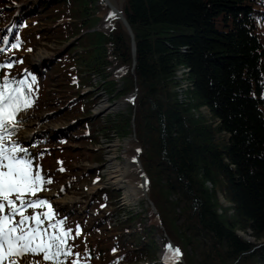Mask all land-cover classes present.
<instances>
[{
  "label": "trees",
  "instance_id": "obj_1",
  "mask_svg": "<svg viewBox=\"0 0 264 264\" xmlns=\"http://www.w3.org/2000/svg\"><path fill=\"white\" fill-rule=\"evenodd\" d=\"M19 1L0 0V28L8 24L5 36L11 40L18 36L20 41L19 49L0 54V62L14 64L0 70V81L7 74L14 81L31 83L35 76L34 104L27 113L44 100L52 67L67 77L66 86L58 90L59 111L71 116V125L55 137L46 130L38 132L36 150L28 149L44 174L54 179L53 170L66 175L70 171L63 150L57 153L66 136L86 138L89 143L98 134L108 137L114 132L122 137L134 131L147 175L148 199L164 226L162 246L167 245V237L180 249L183 264H264V241L255 244L242 237L264 236V0H122L120 12L134 36L135 60L128 33L118 19L111 18L109 33L84 34L38 70L22 51L34 49L43 32L25 31L28 10L12 17L14 8L10 12L7 5ZM44 2L32 9L38 17L37 12L43 13L49 4ZM64 6L52 7L57 8L58 20L53 19L50 30L70 33L73 16ZM102 7L111 17L104 2ZM94 14L82 12V31L90 28L87 15ZM103 64L104 74L100 73ZM179 68L185 75L180 78L175 75ZM93 75L100 80L97 87L108 90L110 98L136 90L133 101L104 124L100 119L72 117L96 103V98L85 100L87 92L79 91L92 85ZM110 76L121 81L116 85ZM77 128H82L80 137ZM53 142L58 146H51ZM48 149H52L48 157L53 158L52 169L49 159L43 161ZM91 158L102 162L99 151L92 152ZM100 180L95 171L90 183ZM217 192H222L228 206L216 201ZM171 194L175 199H170ZM117 195L110 188L98 189L82 207L78 203L55 210L57 219L66 218V228L79 225L82 230L70 242L76 246L74 251H87L89 264H161L159 240L152 236L157 226L144 225L150 218L148 203L142 198L134 212L119 205Z\"/></svg>",
  "mask_w": 264,
  "mask_h": 264
},
{
  "label": "rangeland",
  "instance_id": "obj_2",
  "mask_svg": "<svg viewBox=\"0 0 264 264\" xmlns=\"http://www.w3.org/2000/svg\"><path fill=\"white\" fill-rule=\"evenodd\" d=\"M39 1L41 0H20L17 4L9 3L7 5L8 11L11 12V10H13L15 12V14L12 15L13 18L17 17L19 13L21 14L23 11L28 10V11H25V13L23 12L24 15L28 17L26 21V26L24 27L25 31H27L28 33H39V34L43 32V34H40L41 35L40 41H37L34 44V49H31V51L30 50L22 51L23 56L29 59L30 64L36 70L40 69L44 61L50 59L51 56H55L56 53H58L59 51H60L59 54L64 53L67 49L70 48L73 42H75L77 39L79 40V38L83 36L84 34L97 33L96 35L100 36V34L109 33L108 32L109 23L110 22L112 23V19L109 18L110 14L106 13V11L108 10L102 7L103 0L102 2H100L99 0H84L81 3L78 2L80 0H77V1L76 0H61V2L57 6H52V5L55 3H58V0H43L47 4L48 3L49 4L44 8L46 10L43 13L37 12L38 15L40 16L38 17L36 16L37 14H35V12L32 9ZM110 2L118 10H121L122 0H110ZM62 5H65L64 6L65 12L73 16L71 29H68L70 33L67 31L65 33H63L62 31V33H60L59 30L57 29L50 30V28L53 27L51 25V22L53 21V19L57 17V20H58V15L56 12L57 8L55 9L52 7H60ZM10 7L14 9L10 10L9 9ZM99 7L101 8L102 11L99 9ZM51 8L54 11H51L48 14V11ZM85 11L86 13L93 11L95 14L93 16L87 15L86 19L89 20L90 28L82 31L83 30L81 26L82 12L84 14ZM45 13H47V15H45ZM57 23H60V20ZM7 26L8 24L7 25L5 24L4 26L0 28V30H2L0 31V36H5V31H7L6 30ZM46 29H49L48 31L49 35H47V37L45 36L46 33H44ZM57 36L59 38H56ZM8 38L11 40L10 37ZM0 47H5V46L3 44H0ZM103 53L106 54L107 52H105L104 50ZM59 56L60 55H58L57 57ZM57 59H60V58H57ZM134 60H135V57H134ZM61 63H62L61 66L63 67V62ZM91 67H92L91 69L89 68L90 70L93 69V66ZM104 70H105V64L101 66L100 73L104 74L103 73ZM183 71H184L183 68H179L178 71L175 73L176 77L180 78L181 76H185L183 74ZM56 73H57V68L52 67L51 73L48 75L49 79L47 76L43 80V84H45L44 83L45 80L48 79L46 80V84L44 85V90L46 92L45 97H44V100L41 102L40 106H37L38 108L34 106V108H32L27 113L26 112L20 113V116L23 117L25 123H23V125L20 126L16 138L18 139V141L21 143L23 147H26L29 150L31 148L33 151L36 150V148L34 147V142H35L34 140L36 139V135L38 134V132L46 130L47 132L52 134L50 136H53L54 134L56 135L57 133L61 131L63 132L67 131L68 127L71 125V123L69 122L71 119V116H66L59 111V107L61 105L59 104V98L61 94L58 92V90H61L64 86H66L64 82H66L67 77L66 75L64 76V74H61V73L56 74ZM92 78H93L92 85L89 84V85H86L85 87H81L79 91L87 92L86 96L88 95V98L87 97L84 98L85 100L89 99L92 102V100L96 98V103L93 105L89 104L87 107L89 108L88 111L87 110L79 111L76 114H74L72 117H78L81 119L89 117L92 122L95 121L96 119H100L102 123L104 124L106 122L105 119L107 118L112 119L111 117H114V115H117L119 114V112L124 110L125 108L124 106L126 104L128 105V102L133 101L135 94H136V90L134 89L135 91H133L131 95H129L130 92H127V93H124L125 95L119 96L116 99L110 98V94L108 90L106 91L101 90L99 89L100 86L97 87V85L100 82L98 76L93 75ZM107 78L104 77L103 80L106 79V81H108ZM109 78L117 82L116 85L118 84V82L121 81V78H117L114 76H110ZM180 87H184V84H181ZM80 101L81 100L77 99L76 102L79 103ZM83 101L84 100H82V103ZM103 103L105 106L100 108V106ZM96 107L99 108L98 113H95ZM199 111L204 112V113L206 112V110L203 108H200ZM81 130L82 128H77L75 130L77 132H80L78 134L79 137L82 134ZM95 130L97 129L95 128ZM131 135L132 133H127L126 135L119 137V136H116L114 132H112L110 133L108 137H105L103 134H98L97 140L93 142H89V143L87 142L86 138H78V137L72 138L70 136L65 135L66 136L65 141L60 142L61 148L57 149V153H60V151L63 150L65 159L67 160V164L70 168L72 176L69 175L70 171L67 172V175H66V174H61L56 170H53L52 176L54 177V179L53 178L52 179L54 182L50 185V187H47L49 189L48 191L39 193V196L46 197L51 202L54 210H57L59 207L61 208L67 207L71 209V208H74V206L76 207L78 203H83L81 207L84 206L85 204L88 203V202L86 203L84 202L86 201L85 199L91 196L95 188H97L98 186H101L102 181L105 182V178H106L105 171L107 170V167L106 166L100 167V164L104 163L105 157L107 159V157L112 155L114 151L111 148L112 144L119 141L118 146L121 144V147L119 146L118 148L119 150L120 149L122 150L123 144L125 141H127L129 144ZM90 137L91 136H88V138ZM51 146L56 147L58 145H56V142H53ZM51 150L52 149H48L47 151L45 150V152L47 153V157L43 159V161L46 159H49L50 169L54 168L53 158H48ZM97 151L101 152L102 154V162L100 164L96 163L97 160H95L94 158H91L92 152H97ZM84 153L90 154L89 157L84 155ZM119 158L121 157L119 156ZM95 171L99 172V175L101 176V180L98 183L92 184L90 183V181H91V178L95 175ZM85 174H88L90 176L83 178ZM115 192L117 191L115 190ZM117 193H118L117 201L119 202V205L125 206V207L128 206V208L130 209L133 208L132 210L134 212L140 209V206H138V204L140 203L142 197L139 198L136 204H125L124 202L122 203V196L120 192H117ZM216 196H217L216 201L220 205L222 206L229 205V202L227 201L226 198H224L222 192L221 193L217 192ZM174 197L175 196H172L171 194L170 199H175ZM182 205L183 204L181 202V206ZM220 209L221 207L218 206L217 211H221ZM29 214H31V210H29ZM144 225L157 226V229L154 230L153 228L154 232L152 233V236H155L156 241L159 240L158 244L159 246H161L160 239H162L161 234L163 233V230H164V226L161 224V222L159 225L157 219L153 215H150V218L145 220ZM168 228H169V233L177 237L176 236L177 231L174 230L173 227L168 226ZM133 230H135V228H133ZM235 232L237 233V235H242V232L240 230H236ZM242 237H244L246 240L253 242L255 244L260 243V242L262 243L264 241V236L261 238H258L257 240L254 239L249 234H246V235L243 234ZM164 244L166 245L165 242ZM36 259H40V258L37 257Z\"/></svg>",
  "mask_w": 264,
  "mask_h": 264
},
{
  "label": "snow or ice",
  "instance_id": "obj_3",
  "mask_svg": "<svg viewBox=\"0 0 264 264\" xmlns=\"http://www.w3.org/2000/svg\"><path fill=\"white\" fill-rule=\"evenodd\" d=\"M0 44L5 46L0 54L20 48L18 36L12 40L0 36ZM13 66L0 62V70ZM35 82L34 75L28 83L7 74L0 81V264H89L91 255L74 251L76 246L70 243L82 235L80 226L66 228V218L57 219L51 202L39 196L53 179L16 138L25 123L20 113L34 104ZM181 256L180 249L169 243L162 249L161 264H179Z\"/></svg>",
  "mask_w": 264,
  "mask_h": 264
},
{
  "label": "bare ground",
  "instance_id": "obj_4",
  "mask_svg": "<svg viewBox=\"0 0 264 264\" xmlns=\"http://www.w3.org/2000/svg\"><path fill=\"white\" fill-rule=\"evenodd\" d=\"M104 103L100 106V108L105 106ZM98 110H99V108L96 107L95 113H98L99 112ZM95 115H97V114H95ZM118 143H119V141L112 144L111 148L114 150L112 155L107 157V159L105 157L104 163L100 164V167H104V166L107 167V170L105 171L106 178H105V182L102 181L101 186H98L97 188H95L94 192L97 191L98 189H103V188H105V189L110 188L113 191L116 190L117 192H120V194L122 196V203L124 202L125 204H136V202L139 200V198L142 197L148 203L149 208H150V205L152 203L148 200V198H147V200H148L147 201L142 196V189L139 185V178H138L137 172L133 168L134 165L131 164V161H132V159H131V156H132L131 148L133 146L132 141L129 140V144L127 141H125L123 144L122 150L121 149L119 150L118 147L119 146L121 147V144L118 146ZM119 156L121 158H119ZM95 165H97V164H95ZM96 168H97V166H96ZM105 185H107V186H105ZM146 188H147V178H146ZM147 196H148V194H147ZM152 206H153V204H152ZM150 215H153L157 219L156 212L153 213L151 211V208H150ZM166 242H167V245L170 243L171 245L175 246L167 237H166ZM160 247H161V251H160V253L157 254V258H158L159 263H161V253H162V249L165 246L163 247L161 244Z\"/></svg>",
  "mask_w": 264,
  "mask_h": 264
},
{
  "label": "water",
  "instance_id": "obj_5",
  "mask_svg": "<svg viewBox=\"0 0 264 264\" xmlns=\"http://www.w3.org/2000/svg\"><path fill=\"white\" fill-rule=\"evenodd\" d=\"M105 6L109 9V11L113 14L116 13L117 15L115 16L116 19H118L120 21V23L122 24V26L124 27L125 31L128 33L130 39H131V48H132V55L133 58L135 57V44H134V36L133 33L131 31L130 26L128 25L126 19L124 18V16L122 15V13L120 12V10H118L114 5L111 4L110 0H103ZM122 102V101H121ZM130 141H132V148H131V164L134 165L133 168L134 170L137 172L138 178H139V185L142 189V196L147 200L148 196H147V188H146V173L145 170L142 166V163L140 161L139 158V152H137V149L140 150V145L136 139L135 133L134 131L132 132ZM148 201V200H147ZM151 211L153 213L156 212L155 208L152 206V204L150 205ZM249 239V238H247ZM180 262H182V259L180 257Z\"/></svg>",
  "mask_w": 264,
  "mask_h": 264
}]
</instances>
